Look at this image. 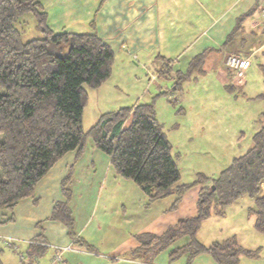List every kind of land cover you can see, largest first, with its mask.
Masks as SVG:
<instances>
[{"label":"trees","instance_id":"trees-1","mask_svg":"<svg viewBox=\"0 0 264 264\" xmlns=\"http://www.w3.org/2000/svg\"><path fill=\"white\" fill-rule=\"evenodd\" d=\"M253 12L254 8L237 17L224 43L233 40ZM26 13L34 15L42 37L22 40L20 22ZM91 25L86 32L56 31L49 24L43 0H0V223L14 221L19 201L35 196L38 182L66 153L75 151L76 159L81 157L91 138L96 148L110 156L116 173L136 183L149 203L174 196L173 209L190 188L201 185L196 213L180 218L163 234H138L140 244L132 255L150 260L169 249L171 260L185 254L191 263L197 255L208 253L217 264H237L242 256L258 257L259 248L245 247L235 238L206 245L197 239V232L213 211L246 195L254 200L250 208L254 226L264 233V110L250 147L210 183L199 177L193 183L178 184L180 169L152 102L104 112L85 130L87 88L100 87L111 76L116 59L113 48L98 34L95 19ZM207 50L194 55L186 70L176 71L172 78L177 88L193 73L204 72ZM162 66L160 73H171L169 60ZM259 97L264 101V91ZM73 174L71 165L61 180L66 199L54 203L47 219L63 222L74 244L94 251L75 232L69 188ZM42 223H37L40 233L22 252L27 258L23 264L35 263L48 249ZM183 236L186 243L172 246Z\"/></svg>","mask_w":264,"mask_h":264},{"label":"crops","instance_id":"crops-1","mask_svg":"<svg viewBox=\"0 0 264 264\" xmlns=\"http://www.w3.org/2000/svg\"><path fill=\"white\" fill-rule=\"evenodd\" d=\"M257 2L258 0H103L96 15V28L100 37L113 48L116 66L119 68H131L128 60L132 56L138 62L137 68L146 69L149 65L148 72L152 74L150 79L158 75L172 78L176 71L187 69L194 55L208 49L204 72H218L225 86L230 87L229 76L234 72L226 66V56L229 53L252 55L264 46L261 16L264 1L257 5L258 10L244 20L243 27L233 40L224 43L234 28L237 17L254 8ZM43 3L47 11L45 0ZM87 7L90 8L88 5ZM49 24L54 30H60L54 28L50 21ZM186 28L193 30L186 33ZM169 30L173 33L170 34ZM168 40L172 44H162V41ZM161 47L166 49H159ZM176 47L183 49L176 54ZM166 54H176L178 57L172 60ZM166 60H169L171 73L162 74L160 70ZM128 123L129 121L126 124ZM88 145L81 157L76 159V152L71 151L58 160L38 182L35 196L24 198L16 205L13 211L15 220L0 223V253L3 254V248L8 247L19 254L21 251L20 258L27 261L22 252L33 237L40 233L37 223L43 220L42 232L48 245L46 253L40 257L44 264H170L172 260L169 249L150 260L132 253H135V248L140 244L136 237L138 234H163L169 226L185 216L170 222L164 209L174 202V196L163 203L162 199L149 203L144 192L141 189L138 191L130 182L119 180L121 182L116 183L119 175L114 168V172L110 171V156L95 149L92 140ZM71 165L74 166V174L69 185L73 193L70 207L75 219V232L91 243L94 251L74 244V239L68 234L63 222L47 219L54 203L66 199L61 191V180ZM98 184L100 200L97 203L90 197V193ZM112 187L118 193L116 198L120 205L115 210L111 209ZM103 189L104 196L99 193ZM137 198L147 204L145 209L137 207ZM99 204L103 207L101 214L97 212ZM169 209H172L171 206ZM161 210L162 214L159 213ZM186 210L190 212L186 216L196 213V198L184 212ZM116 214H120V217H115ZM8 238H12L11 242L7 241ZM174 244L172 246H179ZM58 253L61 259L54 260ZM201 255L203 253L193 260ZM181 257L187 258L185 254ZM40 258L36 262H40ZM214 264L217 263L214 261Z\"/></svg>","mask_w":264,"mask_h":264},{"label":"rangeland","instance_id":"rangeland-1","mask_svg":"<svg viewBox=\"0 0 264 264\" xmlns=\"http://www.w3.org/2000/svg\"><path fill=\"white\" fill-rule=\"evenodd\" d=\"M100 1L45 0L48 21L54 28L60 30L66 25L65 28L68 30L90 31L91 20L95 19L96 23ZM262 1L264 0H258L254 11L259 9L257 5ZM71 3H73L72 6ZM36 23L34 15L26 13L22 16L20 26L23 41L42 37ZM192 30L193 28H186L185 32L190 33ZM169 32L173 33L172 30ZM169 42L171 41H162V44ZM174 49H177L174 52L177 54L183 48ZM258 50L252 54V64L241 82L235 78L234 73L232 76L228 75L232 85L230 87L225 86L218 72L209 71L193 73L177 88L174 79L168 76L158 75L150 79L152 74L148 72L149 65L146 69L137 68L138 62H135L132 56L128 60L131 68H119L115 61L112 76L98 88H87L88 99L83 114V126L85 130H88L104 112L136 103L152 102L155 114L172 145V153L180 169L178 184L193 183L199 177L208 184L229 165L235 156L244 153L250 147L253 134L259 128L257 120L264 110V101L259 97L264 91V46ZM176 54L172 56L166 54V56L173 60L174 57H178ZM91 140L88 138L86 147H89ZM95 149L98 148L95 147ZM110 171L114 172L113 167H110ZM118 178L116 183L121 182L119 180L130 182L138 191H141L132 180L120 176ZM98 189L99 184L90 193V197L92 196L93 201L97 203L100 200ZM200 190L201 185H194L184 194L175 208L169 209L173 203L171 202L168 208L164 209L168 213L170 222L189 215L188 210L184 211L190 207L195 198L198 200ZM103 191L104 189L99 193ZM110 191L113 195L111 209L120 208L116 198L118 193L113 187ZM172 197L162 199V203ZM136 204L137 207L142 206V209H145L147 205L141 202V198H137ZM254 206V200L245 195L224 209L219 208L213 211L212 215L202 222L197 232V239L209 245L230 237L235 238L245 247L260 249L258 257L242 256L237 264H264V233L255 228L254 216L250 214V208ZM102 210V204H99L98 214H101ZM164 210L163 213H166ZM159 213L162 214V210ZM115 217H120V214H116ZM186 241L187 237L183 236L174 245H182ZM3 249V254H0L5 264H23L20 258L21 251L19 254L18 251L14 252L8 247ZM40 263L44 264L42 258ZM170 264H214V261L208 253H203L191 263L187 262L186 257H180L170 261Z\"/></svg>","mask_w":264,"mask_h":264},{"label":"built area","instance_id":"built-area-1","mask_svg":"<svg viewBox=\"0 0 264 264\" xmlns=\"http://www.w3.org/2000/svg\"><path fill=\"white\" fill-rule=\"evenodd\" d=\"M261 16H262V21L264 23V5L261 7ZM225 64L228 68L233 70L235 78L241 82L243 80V77L246 74V71L249 69V67L252 64V55L242 54V53L241 54L240 53H229L226 56ZM11 239L12 238H9V240ZM59 259H61L60 253L56 255L54 260H59ZM34 264H41V263L35 262Z\"/></svg>","mask_w":264,"mask_h":264}]
</instances>
